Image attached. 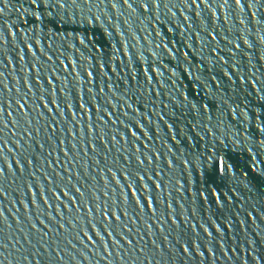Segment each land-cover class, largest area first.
I'll list each match as a JSON object with an SVG mask.
<instances>
[{
    "label": "water",
    "instance_id": "1",
    "mask_svg": "<svg viewBox=\"0 0 264 264\" xmlns=\"http://www.w3.org/2000/svg\"><path fill=\"white\" fill-rule=\"evenodd\" d=\"M0 264H264V0H0Z\"/></svg>",
    "mask_w": 264,
    "mask_h": 264
}]
</instances>
